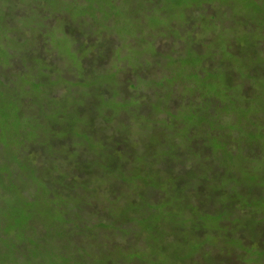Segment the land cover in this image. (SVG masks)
<instances>
[{"label": "trees", "instance_id": "1", "mask_svg": "<svg viewBox=\"0 0 264 264\" xmlns=\"http://www.w3.org/2000/svg\"><path fill=\"white\" fill-rule=\"evenodd\" d=\"M64 2L0 44V264H264V0Z\"/></svg>", "mask_w": 264, "mask_h": 264}, {"label": "rangeland", "instance_id": "2", "mask_svg": "<svg viewBox=\"0 0 264 264\" xmlns=\"http://www.w3.org/2000/svg\"><path fill=\"white\" fill-rule=\"evenodd\" d=\"M52 1L53 0H0V44L3 43V51L5 46H10L12 48V53H6L9 60L12 61L11 67L15 68L19 64L25 62V50L30 43L32 45L31 35L39 30L44 21L52 20L54 17L58 16L54 8V6L58 4L55 3L51 5ZM88 1L96 4L100 11L105 7L107 14L114 13V10L107 9L109 7L108 0H82L83 3H87ZM139 1L142 2L143 0ZM66 2L76 3L81 2V0H65L64 4L59 5L61 9H63V7H69L65 5ZM198 2L200 1H196V3ZM51 7H53V9H51ZM132 7L133 14L129 13L125 8L118 11L119 25L130 27L133 26V24H137V19L140 15L139 11H141L138 0H134V5ZM83 10L86 11L85 9ZM45 14L48 15V17H46ZM39 15L40 18L37 19L36 17ZM185 39L186 37L183 36L181 41L184 43ZM169 44L176 45L174 42H169ZM3 53L4 52H2V54ZM74 59L75 58L72 56L69 59L71 60V68H75L76 64ZM9 71L13 72V70ZM184 88L188 89L189 92L192 91V89L185 86Z\"/></svg>", "mask_w": 264, "mask_h": 264}]
</instances>
